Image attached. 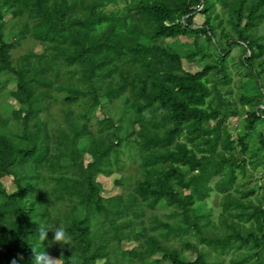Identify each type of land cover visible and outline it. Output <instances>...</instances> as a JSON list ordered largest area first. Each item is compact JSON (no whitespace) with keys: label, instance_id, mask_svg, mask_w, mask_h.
Returning <instances> with one entry per match:
<instances>
[{"label":"trees","instance_id":"16d2710c","mask_svg":"<svg viewBox=\"0 0 264 264\" xmlns=\"http://www.w3.org/2000/svg\"><path fill=\"white\" fill-rule=\"evenodd\" d=\"M18 19L27 23L13 41L5 26ZM26 35L41 60L14 66ZM0 74L19 103L0 113V264H32L33 250L63 264H214L227 253L231 264H264L254 174L264 178V0H0ZM116 171L123 192L103 197L97 175ZM61 225L69 245L49 246L51 231L39 240L40 226ZM123 240L137 245L123 250Z\"/></svg>","mask_w":264,"mask_h":264},{"label":"rangeland","instance_id":"374dc122","mask_svg":"<svg viewBox=\"0 0 264 264\" xmlns=\"http://www.w3.org/2000/svg\"><path fill=\"white\" fill-rule=\"evenodd\" d=\"M111 8V7H109ZM11 19V15L7 14L4 17L5 21H9ZM203 18L201 15L196 14L194 16V23L195 26H198L202 23ZM25 21H22L20 19H18L16 21L17 25L16 27L13 26V31L11 26H6V34L7 36H9L11 38V40L16 41L18 38L16 37V33L17 30H22V25L24 24ZM27 23V22H26ZM12 32H14L12 34ZM175 38H168L166 39V41L171 42L173 41ZM181 43H190L192 41L191 37H185V36H179L177 38ZM32 52H34L35 54L39 55L42 52V46L41 44L37 43L36 41L33 40V38L30 35H26L23 39L20 40V42H17L15 47L10 51L11 54V59L13 62L14 66H24L27 64V59L28 60H34V61H38L41 60V58H39L37 55H33ZM239 53V47L238 46H234L231 49V54L236 56ZM182 67L190 72H196L201 70L202 68V64L197 62V61H193V62H189L186 59H182ZM38 71V69H37ZM49 71H52V68L49 69ZM239 75H233L232 76V82L230 83V87L232 89V93L231 96L233 97V99L238 103V85L240 84L239 81ZM13 81L12 77H6L4 76V74H0V113L8 115L9 113L11 114V109H10V105L13 106L14 109H17L19 106V103L17 101H15V99L13 97L10 96V89L14 90L15 89V85L11 84ZM64 94V93H63ZM52 109L56 110V106L52 105ZM121 111V106L119 105H113V107H111V113L114 115H118ZM103 118V114L101 113L100 109H97L93 118L91 119V121L88 124V127L92 130H94L97 125H96V121L97 120H101ZM233 121L230 122V130L233 132ZM234 138L235 133L233 132ZM125 157V154H123V158ZM92 160V157L90 154L85 153L83 156V162L84 164L88 163L89 161ZM126 162L128 163V167L126 168L127 172L130 173H134L135 169L134 168H130L129 166L130 161L126 158ZM262 170L258 169L255 171V178L261 181V184L264 185V178H262ZM121 177V173L120 172H114L111 175L107 176L105 174L102 175H97V180L101 183L102 185V190H101V195L103 197H108V196H113V195H118L120 193L123 192V188L120 184L117 183V181L120 179ZM240 181V180H239ZM1 183L3 185V187L6 189L7 192H12L15 190V184L13 182V178L11 176H5L1 178ZM187 192V191H186ZM259 191H257L258 193ZM219 194L216 192H212L211 196L207 199V206L211 207L213 210V219L216 221L217 220V215L219 214V212L221 211V206L219 205ZM161 218H166L164 215H161ZM193 241L195 244H197L198 248L201 250H207L208 248L204 245L199 243V241L197 240V238H193ZM176 242V241H175ZM137 245V243L135 241H126L123 240L121 242V248L123 250H130L133 247H135ZM179 246V245H178ZM183 255L188 259V260H193L195 257V253L191 252V251H187V250H182ZM52 256V255H51ZM54 257V256H52ZM154 258L156 259H161L162 257V253L160 252H156L153 255ZM56 258V257H55ZM231 253H227L225 255H223V262L222 263H216L214 262V264H231ZM102 259H98V263L101 264L102 263ZM170 262L166 259L162 260V264H169Z\"/></svg>","mask_w":264,"mask_h":264},{"label":"clouds","instance_id":"9594fccd","mask_svg":"<svg viewBox=\"0 0 264 264\" xmlns=\"http://www.w3.org/2000/svg\"><path fill=\"white\" fill-rule=\"evenodd\" d=\"M51 231L53 233L51 241H49V246L52 244L69 245L72 241V236L66 231L63 225L59 227H48L45 228L40 226L38 229L39 240L43 243L48 239V233ZM34 256L32 258V264H63V260L60 258L52 257L46 251L36 252L33 250ZM12 264H16V261L13 260ZM75 264V262H73Z\"/></svg>","mask_w":264,"mask_h":264}]
</instances>
